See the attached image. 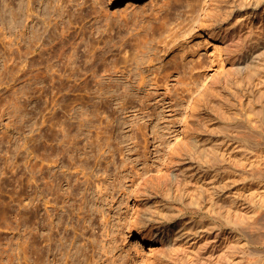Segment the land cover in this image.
I'll use <instances>...</instances> for the list:
<instances>
[{"label": "rangeland", "instance_id": "rangeland-1", "mask_svg": "<svg viewBox=\"0 0 264 264\" xmlns=\"http://www.w3.org/2000/svg\"><path fill=\"white\" fill-rule=\"evenodd\" d=\"M32 1L34 16L30 0H0V264H264V140L237 124L264 104V68L232 64L243 0ZM191 130L224 144L214 199L184 165ZM48 172L58 194L43 192ZM142 214L162 222L140 227Z\"/></svg>", "mask_w": 264, "mask_h": 264}, {"label": "bare ground", "instance_id": "bare-ground-1", "mask_svg": "<svg viewBox=\"0 0 264 264\" xmlns=\"http://www.w3.org/2000/svg\"><path fill=\"white\" fill-rule=\"evenodd\" d=\"M31 1L32 0H30V3H31ZM52 1L54 2L55 0H51V2ZM128 1H129L128 6H129V5L133 4V3H135L136 1H140V0H128ZM150 1H154V0H150ZM226 1H230V0H226ZM257 2H258V4H262V3L264 4V0H257ZM30 3H28L27 12L29 10H31V11H34L35 10V8H34L35 7L34 6L35 4L33 3V1H32V5H30ZM253 3H254V0H243V6H242L243 8L242 7H237L236 8V9L244 10V11H242L240 13V15L243 16V18L240 21L241 22V26H239V27L241 29H240V31H239V33L237 35V39L236 38H233V40L231 41L232 44L237 45V47L235 48L236 49V53H235V55L232 58V64L233 65L237 64V69H239L242 72V75L244 77L249 76L250 78L251 77H254V76H259L260 75V70H262V68H264V14L261 13L260 16H259V24H258V26H256L255 23L253 22V19L251 18L253 16H251V14H249V12H248L247 16H245L246 15V12L249 11L251 8H253L252 7L253 6L252 5ZM226 5L225 4L222 5L223 6V9H225V8L227 9V7H224ZM230 5H232V3ZM247 9H249V10H247ZM234 10H235V8H234ZM28 14H30L29 16L33 15L32 12H30ZM221 18H222L221 16H220V18L217 17V21L220 22V19ZM39 24H38V22L35 24V28L33 29V31H34V34L33 35L34 36H32V38H30V40H32L33 37H36V39H37L36 42L39 41V40H41V39H44V36H43V33L44 32L40 29ZM247 28H249V29L247 30ZM202 29H204V28H202ZM203 33H204V36H212V34H211V32L209 30H202V34ZM48 36L49 37H53V38L59 37V36H57L55 34L53 36V34L51 32L48 33ZM224 38H225V35H224ZM34 40H35V38L33 39V41ZM42 42H43L42 45H44L45 44V40L44 41L42 40ZM33 44L34 43H32V45L31 44L29 45V47H28L29 50L27 49L28 51H30V47L31 46H34V48H35L36 45H33ZM257 47H258V49L259 48H263V50L260 51L259 53L250 52L254 48H257ZM31 48L33 49V47H31ZM244 49L247 52L246 54H244ZM73 53L75 54V52H73ZM73 53H72V55H73ZM41 54L43 55V53H41ZM41 54H40V56H42ZM56 54H57V52H56ZM66 56H68V55H66ZM69 56H71V54ZM52 57H54V54H53ZM52 57H50V58H52ZM50 58H49V60L51 62L52 59H50ZM33 59H32L31 64L29 63L31 61V59H30V61H28V64L30 66L31 65L35 66L36 64H38V63H36L37 60L36 61L35 60L33 61ZM46 60H47V57H46L45 61ZM183 61H185V60L183 59ZM195 61L196 62H193V63H191L189 65L190 71L192 72V74H194V71L197 69L198 66L203 65V61L202 60H198V59L196 60L195 59ZM135 62H137V67H139L140 62L137 59L135 60ZM183 64H185L187 66L188 63L185 61ZM140 72H142V70ZM45 77H47V76L43 72H39V73H36V74H32V78H35V82H41L42 79L45 80ZM145 77H146V75L145 74H142V78L145 79ZM259 78H260V81H261L263 79V76H260ZM110 85L113 86L114 83H110ZM113 90L114 89H112V87L109 86V92H110L111 95H112V91ZM206 102H208V101L205 99V101H204V106L205 107H207L206 106ZM262 103H264V101ZM204 112H205V115L207 114L206 117L211 114L210 108H205ZM243 117L241 115V118H243V120L237 122V124H240V122L242 124L243 121H244L243 124L248 123V128L246 127V130H245L246 132L243 135L248 134L247 131H249V132L252 131L251 134H250V136H249V138L252 135H254L253 137H251L253 139L250 138L248 140H251V141L253 140V141H255V143L257 141L258 142L261 141V139L264 140V104H262V107L259 108L258 111L256 110L254 112V115H245L244 114ZM238 120H240V119H238ZM190 132L191 133L187 136L188 139L185 141L186 142L185 143L186 145L184 146V150L186 151L185 152L186 159H188V161H186V163H184V165H187V162H189L190 165H193V169L196 170V174L197 175H200V177H202V178H205V177L208 178L209 176L212 178L210 180V185H209V182H207L208 184H205L204 185V188H206L210 192H212V199H214V197H218L219 196V194H218V187L219 186L217 184V182H218V172H214V171H216V168L221 165V162H224L225 161V158H227V157H225V154L224 155H221L220 154V149L223 147L224 144L219 143L220 137L217 138L215 141H212V140H208V137H205L204 134H203V132H198V133H196V135H193V134H195L194 131L191 130ZM235 137L238 138V135L234 136V138ZM230 139L231 138H229V140ZM227 141H228V138L227 139H224V143L225 144L227 143ZM92 148L94 149L95 146L91 147V150H92ZM177 148H179V146ZM174 150H175V147H173V149L171 151V154H170L171 157H172V155H174L173 154V151ZM63 151H65V150H63ZM63 151H61V152H63ZM88 151H86V153ZM177 153H178V151H177ZM87 155H89V154H87ZM175 159H176V155L173 156V159L172 160L174 161ZM83 162L85 163L86 161H83ZM83 162H80V163L77 162V163L81 164ZM175 162H179V160L176 159L174 161V163ZM65 163L63 162L64 165H68V166L70 164V163H68V164L67 163L65 164ZM72 164H73V162L71 163V165ZM84 165H86V164H84ZM184 165H181L178 169L176 168V171L173 172V175L175 177V180H176V182L178 184H179L180 179H181V177H180V175H181L180 172L181 171L180 170H185V167H186ZM72 166H74V165H72ZM205 166L211 167V169H209L208 167H205ZM82 167H84V166H82ZM50 169H52V168H49V170ZM207 169H209L211 173ZM247 170H250V169L247 168ZM53 171H56V170H53ZM56 172H54V173L52 172L53 174L50 173V172H48V174H45L46 176H45L44 179H46V177H48V180L45 183L46 186H44V187H46V189L45 190L43 189L44 190L43 192H45L46 195H48L49 193H52L53 191L58 194V191L60 190V188L62 186L59 173H56ZM190 173L191 172L188 173V170H187V172L183 171V174L186 175V178H184V179H186V181L191 180V178H189L190 177L189 176ZM67 175H66V177H67ZM70 176L71 175H68V179L71 178ZM213 179H215V180H213ZM219 184H221V182H219ZM143 191H144L143 194H146L148 196V198H150L151 195L148 192H146L145 190H143ZM72 192L75 194L77 192H80V190L77 191V192H75V191H72ZM183 194H185V191H184V193L182 192L181 195H173L171 198L174 201H182L183 200V198H182ZM161 204H164V202H162ZM168 205L170 207V204L169 203H168ZM169 210L172 213H175V212L177 213V209L173 205L169 208ZM172 217L173 216H170V217H168V219L170 220V219H172ZM154 220H157L158 223L159 222H162V220H158L157 217L155 219L154 217H150V215L142 214L141 215V218L139 220V221H141V223H139L140 224L139 226L141 227V225L147 224L148 221H154ZM162 232L163 233H167L164 230H162ZM164 235H163V237H164ZM170 235H171V231L169 233V236ZM166 236H168V234ZM72 246H74V245L72 244ZM93 248H95V246ZM64 250L66 252V255H65L66 262H68L71 259V261L73 263H77V261H76V259L74 257V250L72 248H69L68 250H66L64 248ZM77 251L78 252H82V255L84 254L86 256V258H87L86 252L83 253V250H81L80 248H78L75 252H77ZM93 255H96V254L93 253ZM89 260H90V257L88 256V261ZM95 262H96V260H95Z\"/></svg>", "mask_w": 264, "mask_h": 264}]
</instances>
